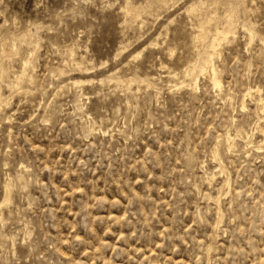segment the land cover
Listing matches in <instances>:
<instances>
[{"label": "rangeland", "instance_id": "obj_1", "mask_svg": "<svg viewBox=\"0 0 264 264\" xmlns=\"http://www.w3.org/2000/svg\"><path fill=\"white\" fill-rule=\"evenodd\" d=\"M263 132L264 0H0V264H264Z\"/></svg>", "mask_w": 264, "mask_h": 264}, {"label": "bare ground", "instance_id": "obj_2", "mask_svg": "<svg viewBox=\"0 0 264 264\" xmlns=\"http://www.w3.org/2000/svg\"><path fill=\"white\" fill-rule=\"evenodd\" d=\"M205 23H206V21H204ZM203 26V25H202ZM228 33V31H224V32H217V34L216 35H219V34H222V35H226ZM200 35V34H199ZM201 35H203V34H201ZM201 35H200V37H201ZM214 37V36H213ZM218 38V37H217ZM218 40V39H217ZM210 44V43H209ZM211 45V44H210ZM216 45V44H215ZM214 46V45H213ZM214 47H216V46H214ZM4 49V48H3ZM207 54H209V53H207ZM211 54V53H210ZM206 55V54H205ZM209 57V56H208ZM210 58V57H209ZM208 58V59H209ZM207 59V60H208ZM207 60H206V63H204V61H202L203 63H204V65H206L207 64ZM210 60H208V62H209ZM210 64V63H209ZM207 67V66H206ZM209 67H211L210 65H209ZM214 74V73H213ZM189 76V75H188ZM210 80H212L213 81V83H214V85L215 86H217V85H220V83H219V81H217L216 80V78H215V75L214 76H212L211 77V79ZM260 132V131H259ZM264 133V132H263ZM264 136V135H263ZM252 146V145H251ZM212 158H214V157H212ZM215 158H216V156H215ZM214 158V159H215ZM220 161V160H219ZM217 162V161H216ZM223 166V165H222ZM222 168V167H221ZM221 168H219V169H221ZM221 172H222V170H221ZM7 192V191H6ZM5 196H7V195H5ZM5 196H4V198H5ZM1 204V203H0Z\"/></svg>", "mask_w": 264, "mask_h": 264}]
</instances>
